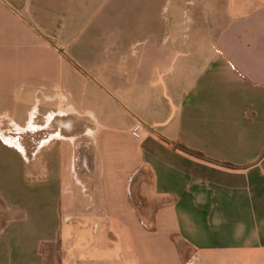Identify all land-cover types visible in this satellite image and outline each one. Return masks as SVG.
Returning a JSON list of instances; mask_svg holds the SVG:
<instances>
[{"label":"crops","instance_id":"0c3cea01","mask_svg":"<svg viewBox=\"0 0 264 264\" xmlns=\"http://www.w3.org/2000/svg\"><path fill=\"white\" fill-rule=\"evenodd\" d=\"M0 264H264V0H0Z\"/></svg>","mask_w":264,"mask_h":264},{"label":"rangeland","instance_id":"374dc122","mask_svg":"<svg viewBox=\"0 0 264 264\" xmlns=\"http://www.w3.org/2000/svg\"><path fill=\"white\" fill-rule=\"evenodd\" d=\"M62 108V107H61ZM65 112H67V110L65 108H63ZM62 109V110H63ZM60 112L62 113L63 111ZM70 112V109H69ZM63 114V113H62ZM66 114V113H65ZM63 114V115H65ZM56 123H53L51 125V127L54 129L56 127ZM59 126V125H58ZM65 127H68V125H66ZM50 130L48 129L47 133H49ZM45 135V133L38 131V132H32V131H27L26 133L22 134V141L24 142V144L27 146V150L29 151V154H32L36 142L39 140L40 137H43ZM59 136V135H58ZM83 142H81L80 140L77 141L76 145H72L71 147V154L69 153V155H64V156H57V167H61L62 169H64L63 167H67L69 168L70 163H73V172L75 173L74 178H72L71 181H65L66 184L64 183V194L69 195L70 197H73L74 195L78 194V190L80 189V183H76L74 180L76 177H78L81 181L86 182V178H88L86 176V172H85V168H86V164L89 162V166H91L92 169H97V159L96 156L91 154V151L93 152L94 150V145L92 144L91 149H85V145L82 144ZM92 143V141L90 142ZM55 146V142L54 145ZM90 151V152H89ZM45 153V149L44 150H37V158H41L42 155ZM72 158V159H71ZM85 189L82 191L84 192ZM180 245L182 247V249L184 251H187V253H190V250L182 243L180 242Z\"/></svg>","mask_w":264,"mask_h":264},{"label":"trees","instance_id":"16d2710c","mask_svg":"<svg viewBox=\"0 0 264 264\" xmlns=\"http://www.w3.org/2000/svg\"><path fill=\"white\" fill-rule=\"evenodd\" d=\"M179 147H180L181 149H183V150L189 152V153L195 154V155H197V156H202L200 153H198V152H196V151H193V150H191V149H189V148H187V147H185V146H183V145H181V144H179Z\"/></svg>","mask_w":264,"mask_h":264},{"label":"bare ground","instance_id":"6f19581e","mask_svg":"<svg viewBox=\"0 0 264 264\" xmlns=\"http://www.w3.org/2000/svg\"><path fill=\"white\" fill-rule=\"evenodd\" d=\"M9 142H12V140H8Z\"/></svg>","mask_w":264,"mask_h":264}]
</instances>
